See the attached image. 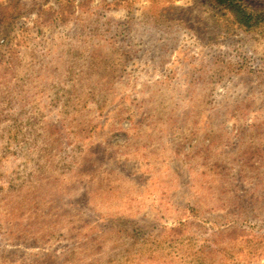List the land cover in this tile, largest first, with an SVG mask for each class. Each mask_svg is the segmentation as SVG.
<instances>
[{"label": "rangeland", "instance_id": "obj_1", "mask_svg": "<svg viewBox=\"0 0 264 264\" xmlns=\"http://www.w3.org/2000/svg\"><path fill=\"white\" fill-rule=\"evenodd\" d=\"M0 264H264V28L0 0Z\"/></svg>", "mask_w": 264, "mask_h": 264}, {"label": "trees", "instance_id": "obj_2", "mask_svg": "<svg viewBox=\"0 0 264 264\" xmlns=\"http://www.w3.org/2000/svg\"><path fill=\"white\" fill-rule=\"evenodd\" d=\"M220 12L229 15L233 22L245 31L264 28V8L252 10L241 0H207Z\"/></svg>", "mask_w": 264, "mask_h": 264}]
</instances>
